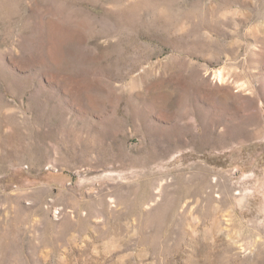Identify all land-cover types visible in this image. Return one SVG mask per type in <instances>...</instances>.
Instances as JSON below:
<instances>
[{
    "label": "rangeland",
    "instance_id": "rangeland-1",
    "mask_svg": "<svg viewBox=\"0 0 264 264\" xmlns=\"http://www.w3.org/2000/svg\"><path fill=\"white\" fill-rule=\"evenodd\" d=\"M0 264H264V0H0Z\"/></svg>",
    "mask_w": 264,
    "mask_h": 264
}]
</instances>
